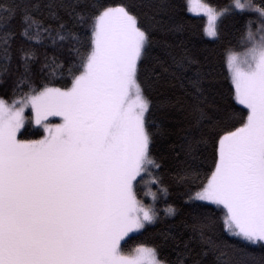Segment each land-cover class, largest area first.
<instances>
[{
	"label": "snow or ice",
	"instance_id": "1",
	"mask_svg": "<svg viewBox=\"0 0 264 264\" xmlns=\"http://www.w3.org/2000/svg\"><path fill=\"white\" fill-rule=\"evenodd\" d=\"M183 11L0 0V264H264V0H187L227 87Z\"/></svg>",
	"mask_w": 264,
	"mask_h": 264
},
{
	"label": "trees",
	"instance_id": "2",
	"mask_svg": "<svg viewBox=\"0 0 264 264\" xmlns=\"http://www.w3.org/2000/svg\"><path fill=\"white\" fill-rule=\"evenodd\" d=\"M111 2H119V0H111ZM203 2H209L215 6H223L229 3V0H203ZM179 3L184 9L182 15L185 17V19H187L188 21H191L192 23L196 25L197 37L192 41V43L195 44L197 48L199 49V51L201 52L206 51V50L211 51V55L214 59L215 65L218 70V76L221 79V81L225 84V87H227L228 82L224 79V77L227 74V70L225 67V56H226L225 49L227 47V40L221 43H216V42L211 41L207 36L204 35V28L206 26V18L203 16L198 17L195 15H191L187 11V0H179ZM224 26H225V31H231V21L230 20H226L224 22ZM40 51H41V54H43L45 49H40ZM47 51L51 53L52 49H47ZM0 95H4V92L0 91ZM32 131L36 132L38 131V129L32 126ZM32 138H39V137L32 136ZM173 199L174 198H170V202H172ZM162 227L163 225L157 226V229H154L153 231L154 232L158 231ZM148 238L149 237H145V236L139 237V239H148ZM225 238L230 239L228 237H225Z\"/></svg>",
	"mask_w": 264,
	"mask_h": 264
},
{
	"label": "rangeland",
	"instance_id": "3",
	"mask_svg": "<svg viewBox=\"0 0 264 264\" xmlns=\"http://www.w3.org/2000/svg\"><path fill=\"white\" fill-rule=\"evenodd\" d=\"M202 2H203V0H202ZM189 13H190V12H189ZM190 14L193 15L192 13H190ZM205 18H206V17H205ZM206 25H207V19H206ZM205 27H206V26H205ZM25 114L28 115V112H26ZM50 120H54V121H56V122H59V118H58V117H51ZM33 127L36 128L35 125H33ZM36 129H37V128H36ZM153 190H155V186H153ZM143 191H144V189L141 190V198L144 200V202H145L146 204H150V203H151V198H150V197H145V196L143 195Z\"/></svg>",
	"mask_w": 264,
	"mask_h": 264
}]
</instances>
